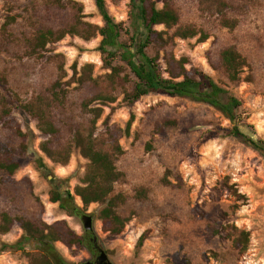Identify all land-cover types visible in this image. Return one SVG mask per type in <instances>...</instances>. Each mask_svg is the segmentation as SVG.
Masks as SVG:
<instances>
[{"label": "rangeland", "instance_id": "1", "mask_svg": "<svg viewBox=\"0 0 264 264\" xmlns=\"http://www.w3.org/2000/svg\"><path fill=\"white\" fill-rule=\"evenodd\" d=\"M105 1L117 23H128L130 0ZM152 1L159 9L170 5L180 16V28L194 26L209 36L205 43L199 42L200 36L175 39L170 51L178 59L187 58L189 69H199L226 86L227 77L216 68L221 51L235 46L247 58L245 82L230 89L242 102L241 119L264 141V0H225V17L238 21L232 32L222 26L224 16L208 0ZM9 18L16 22L6 35L3 28ZM76 24L104 25L96 0H0V78L7 79L0 83V116L5 108L10 110L8 119L28 135L29 148L16 155L21 167L13 176L0 169V224L4 215L47 225L65 221L83 236V217L91 216L97 245L113 264H264V156L224 132L232 123L205 104L162 94L136 103L125 100L110 81L100 37L86 41L68 36L49 44L43 58L29 56L40 31ZM160 63L165 68L164 53ZM57 83L65 96L61 104L53 101ZM103 95L115 102L103 100ZM16 96L24 104L36 106L44 98L52 106L50 118L60 130L62 147L71 152L67 165L54 163L41 151L49 137ZM95 114L100 115L96 125ZM91 133L97 148L108 152L123 174L114 195L128 198L117 210L127 225L118 236L103 232L101 205L72 216L51 201L55 189L74 193L83 185L89 161L74 138ZM20 146V138L0 122V162L5 147L19 152ZM37 156L50 172L39 168ZM142 191L145 199L139 198ZM76 201L83 209L81 200ZM240 231L251 235L244 255L234 251L229 240ZM23 234L19 222L8 234H0V264H30V250L12 249ZM143 235L147 238L138 248ZM56 248L70 263L91 260L86 249L62 243Z\"/></svg>", "mask_w": 264, "mask_h": 264}, {"label": "trees", "instance_id": "2", "mask_svg": "<svg viewBox=\"0 0 264 264\" xmlns=\"http://www.w3.org/2000/svg\"><path fill=\"white\" fill-rule=\"evenodd\" d=\"M130 1L128 23H117L110 15L106 1L96 0L103 18V26L76 24L69 29L40 31L29 51V56L35 59L43 58V52L49 44L58 43L68 36H78L86 41L100 37L102 41L99 50L105 66L112 72L109 76L110 81L117 90L120 89L125 100L136 103L146 96L162 94L205 104L217 110L232 123L233 126L224 129V132L264 156V141L241 119L242 102L230 89L245 82L244 75L250 69L247 58L235 46H229L221 51L216 68L223 72L228 80V85H221L203 71L193 67L189 69L190 61L187 58L178 59L170 51L176 38L188 40L200 36L199 42H207L209 36L203 30L194 26L180 28V16L168 4L159 9L152 0ZM208 3L213 10L224 16L222 19L224 28L232 32L238 27L237 20L225 17V11L229 8L225 0H208ZM15 22L14 18L8 19L3 28L6 35ZM160 27L164 29L158 30ZM173 30L175 32L171 35L170 31ZM154 50L157 52L155 56L151 54ZM161 53H164L165 68L160 63ZM0 83H7V79L0 78ZM60 86L61 84L57 83L54 87L53 101L61 104L65 96L58 92ZM16 98L19 106L37 120L39 131L49 137L41 144V151L54 163L67 165L71 159V152L62 147L60 130L50 118L52 106L46 104L44 98L39 99L36 106L24 104L18 96ZM102 99L115 102L111 96L103 95ZM10 115V110L5 108L0 116V122L3 129L20 138L21 150L18 152L16 148L5 147L0 169L13 176L21 167L15 158L16 155L22 156L29 152V148L26 144L28 135L13 120L8 119ZM99 118L100 115L95 114L94 125ZM131 126L132 121L128 125V130ZM74 144L89 161L83 185L77 186L74 193L70 190L55 189L51 201L59 203L60 209L72 216H80L83 210L94 204L101 205L99 219L103 224V232L112 236L122 234L127 221L117 210L127 205L128 198L123 195L116 196L114 191L123 174L118 170L114 158L108 152L97 148L93 133L87 136L77 135ZM36 162L41 170L50 172L42 158L37 156ZM146 197L144 191L139 193V198ZM77 198L81 200L83 209L78 206ZM16 222H19L24 234L12 249L24 253L30 250V253H27L30 264H73L60 255L56 248L57 243H62L68 248L95 249L91 241L84 236H78L65 221L47 225L42 220L13 219L9 215H4L3 223L0 224V234H8ZM210 229L219 234L214 227ZM146 238V235L140 238L138 248L144 245ZM250 239L251 235L246 231L229 236L233 250L241 255L248 251Z\"/></svg>", "mask_w": 264, "mask_h": 264}, {"label": "flooded vegetation", "instance_id": "3", "mask_svg": "<svg viewBox=\"0 0 264 264\" xmlns=\"http://www.w3.org/2000/svg\"><path fill=\"white\" fill-rule=\"evenodd\" d=\"M53 183H55L54 180H52ZM58 189H61L60 187ZM88 217H91V216H88ZM88 217H83V220H84V233H83V236L85 238H87V240L91 241V243H93V247H95V249L93 250H89V249H86V251H88V253L91 255V260L86 263V264H100V257H101V249H99L98 245H97V239L94 235V227L91 229V230H87L85 225L87 224V218ZM108 256V255H107ZM109 257V256H108ZM109 262H111V260H107L104 262V264H108ZM112 263V262H111Z\"/></svg>", "mask_w": 264, "mask_h": 264}, {"label": "water", "instance_id": "4", "mask_svg": "<svg viewBox=\"0 0 264 264\" xmlns=\"http://www.w3.org/2000/svg\"><path fill=\"white\" fill-rule=\"evenodd\" d=\"M92 226H93V218L88 217L87 224L85 225V227L87 230H91L93 228ZM107 260H109V257L104 251H101L100 264H104V262ZM108 264H113V263L109 262Z\"/></svg>", "mask_w": 264, "mask_h": 264}]
</instances>
